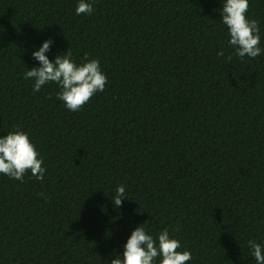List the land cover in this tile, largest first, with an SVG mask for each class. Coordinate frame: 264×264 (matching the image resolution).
Segmentation results:
<instances>
[{"label": "trees", "instance_id": "trees-1", "mask_svg": "<svg viewBox=\"0 0 264 264\" xmlns=\"http://www.w3.org/2000/svg\"><path fill=\"white\" fill-rule=\"evenodd\" d=\"M76 4L0 0V135L27 131L46 166L42 180L0 175V264H107L143 222L179 239L186 264H256L264 54L236 57L220 0H96L91 15ZM246 15L264 46V0ZM48 37L49 59L88 53L108 76L78 111L54 82L33 92L24 77ZM119 184L129 198L114 207Z\"/></svg>", "mask_w": 264, "mask_h": 264}, {"label": "clouds", "instance_id": "clouds-1", "mask_svg": "<svg viewBox=\"0 0 264 264\" xmlns=\"http://www.w3.org/2000/svg\"><path fill=\"white\" fill-rule=\"evenodd\" d=\"M96 0H77L75 13L91 15ZM220 19L227 27L229 47L237 58H256L264 54L261 46V29L255 18L246 15L249 0H220ZM54 41L48 37L35 47L31 56L38 66L27 68L25 79L33 81L32 91L38 92L42 86L54 82L59 91L56 96L64 102L69 111H78L97 92H102L108 83V76L102 71L98 58H89L85 53L81 62H77L70 51L57 54L49 59ZM217 55L223 56L220 51ZM232 59L229 54L226 57ZM30 170L36 180H42L46 172L44 158L32 141L29 133L14 127L5 135H0V175L14 180H23ZM126 186L119 184L111 196L114 207L122 205L128 199ZM251 256L256 264H264V242L248 240ZM186 264L193 259L192 252L183 248L181 241L170 234L165 227L153 234L140 223L135 226L122 245V254L117 252L107 264Z\"/></svg>", "mask_w": 264, "mask_h": 264}]
</instances>
